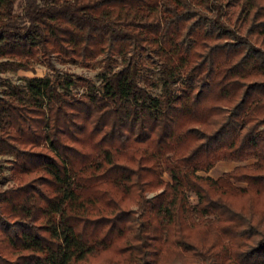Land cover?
I'll list each match as a JSON object with an SVG mask.
<instances>
[{"label":"trees","instance_id":"trees-1","mask_svg":"<svg viewBox=\"0 0 264 264\" xmlns=\"http://www.w3.org/2000/svg\"><path fill=\"white\" fill-rule=\"evenodd\" d=\"M19 1L0 75L50 74L0 76V264H264V0Z\"/></svg>","mask_w":264,"mask_h":264},{"label":"rangeland","instance_id":"rangeland-1","mask_svg":"<svg viewBox=\"0 0 264 264\" xmlns=\"http://www.w3.org/2000/svg\"><path fill=\"white\" fill-rule=\"evenodd\" d=\"M15 8H16L15 10L17 12H20L21 5H20L19 0L16 3ZM247 24L248 23L246 22L243 25V27H242L243 29H242L241 33L244 34V30L246 28H248ZM53 61H54L56 69L59 70L60 72H63V73L67 72L70 74H74L75 76H79L82 78H88V79H91L94 82H96V84L98 83V76L104 71V69H103L104 63L102 62V60L100 58H98L97 61H94V62L87 64V65H82L79 62L73 63L71 61H65V63L61 64L55 58H53ZM156 67H158V65H154L151 68H156ZM47 74H50V70L47 67H45L42 64H36L34 67V70H32V71H17V72L7 71L5 73H2L0 76L4 79L11 81L12 83L22 84L24 82V79H26V78H30L33 76L42 77V76H45ZM152 76L155 78L156 74H153ZM83 91H84L83 87H79V88L75 89L73 92L76 93L77 95H80V94H82ZM158 92H159L158 89L153 90L154 94H157ZM8 159H11V158L0 156V187L12 185V181L9 178V170L7 167L8 163L6 161ZM221 162H230L231 168H227L228 170H223L222 168L220 169V167H219L218 169H216V171L213 170L216 167V165L221 163ZM252 162H253L252 159H249L246 161H241V162L219 161L216 163V165L210 171L199 172V174L209 175L210 177L216 179L223 172L230 171L237 165L250 164ZM162 176L165 180H169L166 173H163ZM235 185L242 186V187L245 186V184H243V183H236ZM158 192H160V189H155L153 191L147 192L145 195L147 198H150ZM190 201L194 204L196 202V198L194 196H190ZM130 208L135 210L136 207H135V205H132Z\"/></svg>","mask_w":264,"mask_h":264},{"label":"crops","instance_id":"crops-1","mask_svg":"<svg viewBox=\"0 0 264 264\" xmlns=\"http://www.w3.org/2000/svg\"><path fill=\"white\" fill-rule=\"evenodd\" d=\"M219 167H220V169L222 168L223 170H228L227 168H231L230 162H221V163L217 164L213 170L216 171V169H218Z\"/></svg>","mask_w":264,"mask_h":264}]
</instances>
